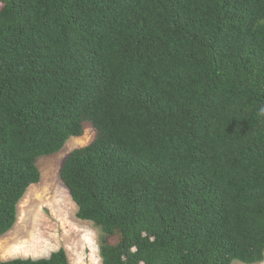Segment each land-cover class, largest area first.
Instances as JSON below:
<instances>
[{
	"label": "trees",
	"instance_id": "1",
	"mask_svg": "<svg viewBox=\"0 0 264 264\" xmlns=\"http://www.w3.org/2000/svg\"><path fill=\"white\" fill-rule=\"evenodd\" d=\"M262 108L264 0H0V237L88 125L59 176L102 264H260Z\"/></svg>",
	"mask_w": 264,
	"mask_h": 264
},
{
	"label": "rangeland",
	"instance_id": "2",
	"mask_svg": "<svg viewBox=\"0 0 264 264\" xmlns=\"http://www.w3.org/2000/svg\"><path fill=\"white\" fill-rule=\"evenodd\" d=\"M94 136V131L85 125L80 137L70 138L59 152L37 160L40 181L19 203L17 222L11 231L0 237V261L48 258L63 249L69 264H102L100 231L76 218V205L59 176L64 159L89 145Z\"/></svg>",
	"mask_w": 264,
	"mask_h": 264
},
{
	"label": "clouds",
	"instance_id": "3",
	"mask_svg": "<svg viewBox=\"0 0 264 264\" xmlns=\"http://www.w3.org/2000/svg\"><path fill=\"white\" fill-rule=\"evenodd\" d=\"M260 115H261V116H264V108H262V109L260 110Z\"/></svg>",
	"mask_w": 264,
	"mask_h": 264
}]
</instances>
